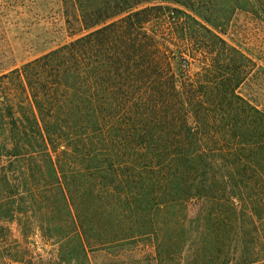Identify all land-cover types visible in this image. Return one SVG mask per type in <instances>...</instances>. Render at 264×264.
Listing matches in <instances>:
<instances>
[{
    "label": "trees",
    "instance_id": "obj_1",
    "mask_svg": "<svg viewBox=\"0 0 264 264\" xmlns=\"http://www.w3.org/2000/svg\"><path fill=\"white\" fill-rule=\"evenodd\" d=\"M66 10L0 74V264H264V63L228 38L264 0Z\"/></svg>",
    "mask_w": 264,
    "mask_h": 264
},
{
    "label": "rangeland",
    "instance_id": "obj_2",
    "mask_svg": "<svg viewBox=\"0 0 264 264\" xmlns=\"http://www.w3.org/2000/svg\"><path fill=\"white\" fill-rule=\"evenodd\" d=\"M69 5L70 0H0V74L69 42L72 39L66 23ZM228 36L253 51L264 63V24L239 12L233 19ZM247 91L255 95L256 89L252 87ZM259 94L257 92L264 105V88L259 89ZM13 228L18 235L16 225ZM35 240L36 252L42 253L47 245H43L40 237ZM144 251L134 257L149 258L151 249ZM134 257H128L127 263L134 264ZM94 261L102 264L103 257Z\"/></svg>",
    "mask_w": 264,
    "mask_h": 264
}]
</instances>
